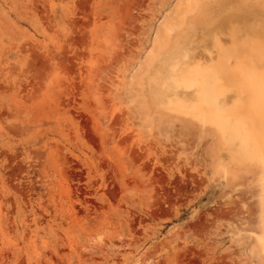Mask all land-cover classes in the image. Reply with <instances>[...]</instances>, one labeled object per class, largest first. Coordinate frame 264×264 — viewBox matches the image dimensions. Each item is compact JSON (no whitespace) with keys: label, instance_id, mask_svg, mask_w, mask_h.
<instances>
[{"label":"rangeland","instance_id":"rangeland-1","mask_svg":"<svg viewBox=\"0 0 264 264\" xmlns=\"http://www.w3.org/2000/svg\"><path fill=\"white\" fill-rule=\"evenodd\" d=\"M186 1L0 0V264H262L258 172L161 109L172 59L208 61L211 9L240 5L171 27Z\"/></svg>","mask_w":264,"mask_h":264},{"label":"bare ground","instance_id":"bare-ground-1","mask_svg":"<svg viewBox=\"0 0 264 264\" xmlns=\"http://www.w3.org/2000/svg\"><path fill=\"white\" fill-rule=\"evenodd\" d=\"M239 2L242 7L211 9L203 33L209 50L213 51L208 61L191 66L187 53H183L184 62L172 59L168 71L173 74V83L169 93L163 92L166 100L161 109L180 114L182 120L187 117L189 123L184 121L182 125L187 134L195 135L196 128L204 133L208 131L206 128H211L212 137L219 140V152H226L236 169L243 166L258 172L253 180L257 188L258 223L263 234L252 242L251 253L260 256L263 264L264 0H255L258 7L249 0ZM195 3V0L180 2L175 10L178 22H171L170 25L175 24L171 27H179L181 15L195 11ZM243 9L248 12L243 13ZM171 31L170 27H161L154 38L156 46ZM212 152L217 158L213 148ZM214 166L226 178L240 176L231 169L234 166L229 170L219 158Z\"/></svg>","mask_w":264,"mask_h":264}]
</instances>
